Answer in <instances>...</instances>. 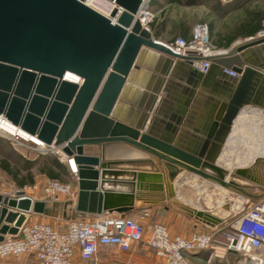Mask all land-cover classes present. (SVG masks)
Masks as SVG:
<instances>
[{"label": "water", "instance_id": "95a60500", "mask_svg": "<svg viewBox=\"0 0 264 264\" xmlns=\"http://www.w3.org/2000/svg\"><path fill=\"white\" fill-rule=\"evenodd\" d=\"M142 3L0 0V118L59 147L77 166L75 202L0 194V242L17 235L27 213L54 219L68 210L79 218L125 214L168 199L210 228L231 217L227 207L200 210L182 202L174 181L183 172L238 192H264V159L230 172L218 165L238 113L249 106L264 110V38L210 58L204 74L190 67L182 99L167 114L169 102L156 96L160 82L139 79L144 66L157 70L146 63L148 55L171 56L152 39L150 22L143 26L136 18ZM163 92L167 97L168 89Z\"/></svg>", "mask_w": 264, "mask_h": 264}, {"label": "built area", "instance_id": "2783aa9c", "mask_svg": "<svg viewBox=\"0 0 264 264\" xmlns=\"http://www.w3.org/2000/svg\"><path fill=\"white\" fill-rule=\"evenodd\" d=\"M149 2L150 0H143L142 8L136 15L143 26L147 21H152V15L147 10ZM261 38H264V25L254 36L245 40ZM159 43L171 53L170 59L182 61L183 58H188L189 66L202 74L210 68V58L225 52V49H217L212 44L208 26L203 22L192 27L187 40L175 37L169 42ZM240 43L242 42L235 45ZM221 73L229 78L238 77L235 72L227 69H222ZM254 108L264 114L263 109ZM243 109L251 110L250 107ZM17 128L19 127L0 118V136L9 142L13 150L18 153L21 150L41 154L56 150L54 153L58 155V161L65 165L70 178L76 181L77 170L71 167L73 162L77 168L73 157L64 155L59 147L48 146L36 137L40 144L31 141L20 134L22 129L16 130ZM28 188L35 195L39 193L41 200L58 201L62 198L75 202L77 197V188L70 182L51 179L42 185L35 183ZM19 191L23 195L18 198L36 200L34 195L25 190L2 195L17 197ZM236 198L241 206L235 210L232 206L229 207L232 215L223 224L209 232H193L188 237L171 236L166 226L160 222L144 224L143 220L148 217L147 211L133 215L103 212L100 215L69 220L57 227L40 222L24 223L16 236H5L0 242V260L33 255L34 264H97L100 247H115L121 252H127L132 244L144 243L153 251L157 260L155 264H191L189 256L203 251L210 252L208 261L223 259L227 253L232 252L240 257L238 264L264 262V197L246 208H243L247 204L244 197L240 195ZM213 208L215 207L205 210Z\"/></svg>", "mask_w": 264, "mask_h": 264}, {"label": "crops", "instance_id": "0c3cea01", "mask_svg": "<svg viewBox=\"0 0 264 264\" xmlns=\"http://www.w3.org/2000/svg\"><path fill=\"white\" fill-rule=\"evenodd\" d=\"M180 1L182 0H150L147 10L152 15V21L149 23L148 29L153 40H156L157 42H169L175 37H182L187 40L190 38L192 27L197 22L206 23V21H210L209 24L206 23L209 29L210 40L213 41L218 49H227L237 42H242V40L249 38L238 37L228 47L224 46V38L231 36L235 26L239 21L242 20L243 10H232L221 16L218 15L216 11L212 10V1H203L200 3H196L195 5H184ZM219 1L222 4H228L233 0ZM228 20H230L231 22H226L223 30H218L216 33H214V21ZM151 61L153 62V64H155V68L157 69L156 72L153 69H149L144 66L142 69L143 72L140 74L139 79L144 83H150L152 86H155L160 82V93L156 96H159L161 100L169 102L164 108L168 114V112H171L172 109L175 108L174 105L178 104L177 101H179L180 98L182 99L181 89L184 86H187V80L188 78H190V66L184 61H173L169 57L159 53H157L155 57H153L152 55H148L146 57V63H149ZM166 67V74L164 76H161L159 74L160 71H162ZM165 89H168L167 97H165V92H163V90ZM197 92H201L200 86L197 89ZM157 107L158 103L154 105V109ZM263 115L264 114L262 111L255 108H251L250 111H246V109H244V111L240 113V115L234 122L230 138L226 140L225 144L222 147V152L219 156L218 164L229 163L233 164L234 168H238L237 166H240L242 164L251 165L256 162V159L263 158L259 155V153L260 150H264V126H262V128L256 123L251 125L248 122L249 118H259L260 121ZM244 130H248L250 132V138H246L242 135V131ZM239 147L244 148L245 151H241ZM227 151L229 153L228 156H230L231 158H228V156L225 155ZM262 155H264V153ZM152 162L160 169L163 177L166 176L165 169L162 167L160 161L156 157L153 156ZM61 164L65 167L63 163ZM186 173L187 172H183V175H179L174 181L178 198L185 202L188 198L186 197L185 192H183L184 190H182V188H180V185L176 184V182L178 183V178L180 176H184V174ZM69 182L73 183L76 186L75 180L70 178ZM126 190L127 189H124L123 187L122 189H120V191ZM248 191L254 192L260 190L251 189ZM260 192L264 193L263 191ZM39 198L40 200L42 199V197ZM12 211L15 212L17 210L13 209ZM142 211L148 212V217L143 220L144 224L160 222L166 226L171 236L178 235L188 237L193 232H209L213 229L195 221L179 210L173 208L168 199H166L164 202L145 206L125 214L133 215ZM44 218L45 217L41 215L27 213L25 223H43L41 222V219ZM63 224H65V222ZM55 225L60 226L61 224L57 222ZM8 226H12V224ZM207 253L208 257L204 258ZM209 253L210 252L208 251L198 252L190 255L189 258L197 261H204L206 262V264H213V260L208 261ZM226 255L237 256L232 252H229ZM156 261L157 260L154 256L153 251L148 249L144 243L132 244L130 250L127 252H121L115 247H100L97 254V264H155ZM34 263L35 257L33 255H24L20 258L8 257L0 260V264Z\"/></svg>", "mask_w": 264, "mask_h": 264}, {"label": "rangeland", "instance_id": "374dc122", "mask_svg": "<svg viewBox=\"0 0 264 264\" xmlns=\"http://www.w3.org/2000/svg\"><path fill=\"white\" fill-rule=\"evenodd\" d=\"M250 8H263L264 7V0H253L251 3H249L247 5ZM232 18V17H231ZM227 23H230L231 21H214L213 22V30L214 33H216L218 30H223V28L225 27ZM199 23V22H197ZM206 23H210V21H206ZM244 40H242L243 42ZM212 44L215 46V44L213 43V41H211ZM217 48V47H216ZM218 49V48H217ZM224 50V49H223ZM253 108V107H251ZM249 115V113H248ZM264 118V117H263ZM261 119L262 121H264V119ZM253 123H256L257 125L261 126V122L259 121V118H255ZM249 131L248 130H244L242 131V135L246 138H250L249 135ZM264 135V134H263ZM0 139H2L3 144L5 145L6 143V147L7 149L9 148L10 150H12L15 154H17L18 156H20L23 160H29V159H36L39 156H51V157H55L58 160V155L56 153H54L55 151L52 150L50 152H46V153H35V152H26V151H21L18 150L20 153H17L15 150H13V148L11 147V145L9 144V142L2 138L0 136ZM3 146V145H2ZM239 149L241 151H245L244 148L239 147ZM86 153L88 154H96L97 150L95 148L92 147H86L85 148ZM229 150V149H227ZM7 154V151L5 150L4 147H2L0 149V159L2 157H5ZM226 156L229 155L228 151L225 153ZM10 160V163H14V159L13 157H8ZM228 158H231L230 156H228ZM222 168L223 166L221 164H219ZM13 166V165H11ZM241 168H246L245 167H241ZM67 170V169H66ZM231 171V170H229ZM31 175H32V179H33V183L30 182L29 178L26 177V173L25 172H20L17 179L14 180L13 176L10 175V173H6L5 171L0 170V193H12L14 191L17 190H25L26 193L34 195L36 197V200H40L39 197V193H37L36 195L33 194L31 192V190L28 188L29 186L33 185V184H38V185H42L44 184L47 180H51L49 179L47 176L41 174L38 172L37 168H34L31 171ZM16 180H22L24 182V184L22 185V187H19V184L17 183ZM64 181L69 182L70 181V176L67 172V176L63 178ZM178 183L176 182V184L180 185V188H182V190H184L183 192H185L186 197L188 198L185 201L181 200L182 202H185L187 205L197 208V209H201V210H205L206 208H213L212 210L216 209L217 206H223V207H227L229 209V207L232 206V209L234 208V206L237 204L236 203V196H242L244 197V201L247 202V204H245L243 206V208L249 207L257 202H259L264 196L262 192L260 191H254V192H249L248 190H243L242 192H238L236 190H232V189H227L224 187L219 186L216 182L203 178L201 176L192 174V173H186L184 174V176H180L178 178ZM66 182V183H67ZM199 198V200H197ZM58 201H62L65 202V199L60 198V200ZM231 210V209H229ZM234 213V212H233ZM73 219H79V217L74 213L73 210H68L67 213L65 214V216L62 219H54V218H48L45 217L44 219H41L43 223L49 224L51 226L57 227V225H55L57 222L59 224H63L66 221L69 220H73ZM189 262L191 264H206V262L204 261H197V260H193L191 258H188ZM240 261V257L237 256H232V255H226L225 259H218L215 258L213 259V264H238V262Z\"/></svg>", "mask_w": 264, "mask_h": 264}, {"label": "trees", "instance_id": "16d2710c", "mask_svg": "<svg viewBox=\"0 0 264 264\" xmlns=\"http://www.w3.org/2000/svg\"><path fill=\"white\" fill-rule=\"evenodd\" d=\"M203 1H212V10L216 11L218 15H225L229 11L241 9L243 10V18L235 26L231 36L225 37L224 46L228 47L236 38L252 37L255 33L263 27L264 23V7L263 8H250L247 5L253 0H233L231 3L222 4L219 0H182L184 5H195ZM4 141L0 139V149L5 148L7 154L0 159V170L10 173L14 180L17 179L20 172H25L26 177L33 183L31 170L38 169V172L47 176L49 179L58 180L66 183L63 178L67 176L66 168L55 158L51 156H39L34 160H23L20 156L15 154L12 150L3 144ZM3 145V146H2ZM13 157L14 163H10L8 157ZM13 165V166H11ZM19 187H22L24 182L16 180ZM208 257V253L204 258Z\"/></svg>", "mask_w": 264, "mask_h": 264}, {"label": "bare ground", "instance_id": "6f19581e", "mask_svg": "<svg viewBox=\"0 0 264 264\" xmlns=\"http://www.w3.org/2000/svg\"><path fill=\"white\" fill-rule=\"evenodd\" d=\"M249 107H252V106H249ZM254 108V107H253ZM244 111V109L242 110V111H240L239 113H238V116L240 115V113L241 112H243ZM237 116V117H238ZM237 117H236V119H237ZM263 118V116L261 117V119ZM235 119V120H236ZM264 119V118H263ZM235 120L233 121V124H232V129H233V125H234V122H235ZM253 121H254V119H248V122L251 124V125H253L254 123H253ZM260 124H261V126L260 127H262V126H264V121H262V120H260ZM263 128V127H262ZM19 128H17L16 130H18ZM232 129H231V132H230V134L232 133ZM21 133V135H25V136H27V138H29L31 141H33V142H35V143H37V144H40V142L34 137V136H32V135H28V134H26V133H24L23 131H20ZM230 134H229V136H228V138L227 139H229L230 138ZM240 151V150H239ZM249 151H253V150H249ZM264 153V150L262 151V150H260V153H259V155L260 156H262L263 158H261V159H264V155H262ZM219 159V158H218ZM258 159H256V161H257ZM219 165V164H218ZM222 166H223V168L224 169H226V170H233V169H238V168H241V167H250L251 165H253V164H251V165H248V164H242V165H240V166H237L238 168H234V165L233 164H229V163H224V164H221ZM71 167H72V169L73 170H77V168L74 166V163L73 162H71ZM237 203V202H236ZM240 206H241V202L239 201L235 206H234V210L235 209H239L240 208ZM223 207V206H222ZM219 208V207H218ZM253 264H264V262H255V263H253Z\"/></svg>", "mask_w": 264, "mask_h": 264}]
</instances>
